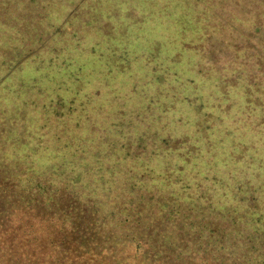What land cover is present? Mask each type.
<instances>
[{
  "label": "trees",
  "instance_id": "16d2710c",
  "mask_svg": "<svg viewBox=\"0 0 264 264\" xmlns=\"http://www.w3.org/2000/svg\"><path fill=\"white\" fill-rule=\"evenodd\" d=\"M92 1L107 22L84 30L92 36L78 37V44L69 40L65 56L61 41L46 49H28L22 41L5 53L7 43L1 47L0 95L12 104L0 109V264H264V154L251 176L245 170L242 183L226 185L230 181L196 173L197 163L207 162L200 147L206 148L213 128L204 113L207 105H197L193 121L183 111L179 119L176 107L178 74L179 79L196 75L188 83L210 93L211 76L219 72L218 82L245 89L249 106L263 102L264 0ZM9 3L16 0H0L1 37L8 29L1 10ZM118 4L127 6L119 11ZM67 14L51 34H62L78 17L72 9ZM14 52L18 60L8 61ZM161 59L165 69L157 67ZM116 64L117 73L127 64L129 76L145 80L122 83L120 99L106 94L105 87L97 93L101 75L109 74L96 71L106 73ZM70 69L69 99L44 88L47 75ZM78 97L91 102L87 111L79 108ZM130 106L140 109L123 111ZM100 109L117 115L102 130L108 131L113 163L129 168L114 165L103 173L114 178L112 188L90 178L85 183L84 172L67 173L56 164L64 155L82 154L69 151L82 139V151L94 146L95 139L80 140L78 134L101 132ZM132 114L139 119L126 121ZM262 119L248 127L253 133L255 126L259 138L248 139L246 151L256 155L264 148ZM97 156L81 157L88 163ZM103 174L92 176L106 180Z\"/></svg>",
  "mask_w": 264,
  "mask_h": 264
},
{
  "label": "rangeland",
  "instance_id": "374dc122",
  "mask_svg": "<svg viewBox=\"0 0 264 264\" xmlns=\"http://www.w3.org/2000/svg\"><path fill=\"white\" fill-rule=\"evenodd\" d=\"M38 2H35L33 0H16V3H9L7 6L4 7V9L1 10V13L5 18L4 21L6 22L8 29L6 32L5 37L0 36V58H2L3 49L4 53L6 52V48H9L10 45L12 47L14 46V42H23L25 48L28 49H34L38 45H42V48L46 49L47 46L53 44L55 41L56 44L61 41L62 44V54L63 56L66 55V51L69 47V40H71L69 43L71 45L78 44L75 39L78 37H81V40H83V36H92L91 33L85 32L84 30L88 29L91 31V29L94 26H99L101 24H104L107 22L106 18H104L101 14L98 13L95 10L96 8V2L92 0H53V4L50 6L47 4V2H43V0H37ZM104 2L103 0H99ZM43 4H46L47 9L43 7ZM119 5V6H118ZM118 10L121 11L125 8L127 5H121L118 4ZM75 10L78 17H75L70 23L67 25L66 30L64 29V32L66 31L67 34L65 35L64 32L62 34H51L55 28V25L60 23V19H64L62 17L63 14L68 13L70 10ZM98 10V9H97ZM67 14V15H68ZM60 18V19H59ZM67 18V16H66ZM66 18L64 19V22L66 21ZM63 22V23H64ZM5 24V26H6ZM62 24V23H60ZM68 30V31H67ZM92 32V31H91ZM50 33V34H49ZM46 40V41H43ZM2 43V44H1ZM7 43V44H5ZM3 49L1 48L2 45ZM140 44H143L147 46L146 42H140ZM76 47V46H73ZM164 51L166 52V46H163ZM12 52V50H9V53ZM24 52V51H21ZM17 53H13V58L9 57V59L18 60V57L16 56ZM196 59V58H194ZM3 60V59H2ZM151 59H148V62ZM152 62H155V59L152 58ZM134 61V59L132 60ZM140 57L137 59V63H140ZM147 62V61H145ZM147 63L150 66H153V63ZM167 61H163L161 59L158 61V68H164L165 63ZM133 64V62H132ZM184 66V64H181ZM181 66V69H182ZM108 67V66H107ZM115 67V66H113ZM117 64L114 69L106 70V73L101 70H97V74H111L110 77L106 76L104 77L101 75L100 82L98 84V91L99 94L101 91V88L105 87V93L111 95L112 97H116L117 99H120L119 95L116 94H122L124 92L122 90L123 84H128L127 80L129 78H133V83H143L145 80L140 81V76L134 77V75L129 76L128 70H131V67H128L127 64H125L124 67L121 69H124L125 72L119 71L120 73H117L118 70ZM109 69V67H108ZM177 69V67L175 68ZM180 69V70H181ZM72 69L69 71L59 74L57 76H50L47 75L46 80L50 81L47 82V85H44V88L47 89V91L53 93L54 91H60L66 99H69L72 94L70 92V89L72 87L71 84L67 81H69L68 77L71 73ZM174 71V70H173ZM91 73V74H96ZM113 73V74H112ZM232 77V74H230ZM95 75H92L93 78ZM178 74V82L177 85L181 88L178 89L177 95L181 98V101L179 100L176 107L180 111L179 119L184 116L182 115V111L187 113L186 118L189 119V121H193L194 117L197 115V105L205 104L207 105V110L204 109V113H206V120L209 121L208 126L212 127V133L208 134V142L206 144V148H200L203 150V152H207L206 154V160L207 162H204L203 160L198 162L196 165V173L199 171H204L205 173H209V176L216 175V179L222 180L226 185L237 183H242L244 179L242 177L244 176L245 170L249 173V176H251V170L254 169L253 165L258 164V158L260 155L264 154V148H260L258 151V154L252 153L248 150L251 145L249 144L251 140H257L259 138V135L255 137L256 128L254 127V132L251 133L248 130V127H251V124H258L260 121H262V117L264 115V100L263 102H258L259 104H262L261 106H258V103L255 102L252 105H248L247 103V96L244 93L245 89L238 83H228L224 81H217L218 78L221 77V74L219 72H215L211 76V85L212 88L210 89V93L206 89L204 85L200 86L199 88H195L192 86L191 83H188V79H192L196 75L189 76V75H182L179 79ZM186 79V80H185ZM108 85V86H107ZM221 85V86H218ZM107 86V87H106ZM68 88V91L66 89ZM162 90V88H160ZM88 88H83V91H87ZM2 90L0 89V92ZM209 93L210 97H207V94ZM157 94V93H152ZM164 94V93H162ZM1 96V95H0ZM260 95H255V99L259 97ZM0 98V109L2 107H7L11 102H8L3 98L5 95L1 96ZM264 99V96H262ZM6 98V97H5ZM87 100V99H86ZM105 97L103 98V101H105ZM183 100H186L184 104ZM81 106H79L80 109H86L88 106H91V102H82L81 98L77 100ZM95 99V104L97 106ZM118 102H121V104H127V100H117ZM105 105V103H104ZM139 107V106H138ZM130 106L129 109L123 110L124 112H136L139 111L140 108ZM106 109V108H105ZM122 109V108H121ZM86 109L85 111H87ZM107 110V109H106ZM100 113L96 117L98 120V126L97 131H101L97 133V135L90 134L86 132H82L80 129V132L78 134L79 139L81 140L82 137L86 136L87 138L94 140L95 144L94 146L89 147L88 149H84V143L85 139H82V143L79 146H71L69 148V151L74 152L76 154V151L81 150L82 154H78V157L73 156L70 158H67V156L64 155V158H61L56 164L63 167V169L70 173L71 171H80L84 172L85 175L82 174L83 177H86L83 179L85 183L88 182H95L98 186H102L101 183H105L103 185L104 187H111V181H114V178L104 172H107L108 169L113 168L114 165L122 168V169H129L126 164L113 163V157L114 154H111V150L109 152L108 149V137L107 132L102 130L106 127V124H114V117H117V115L114 114H108L105 110L102 109L99 110ZM45 113V112H44ZM261 113V114H260ZM190 116V117H189ZM198 116V115H197ZM196 116V118H197ZM83 117V115L81 116ZM193 117V119H192ZM139 119V116L136 117V114H132V116H128L126 118V121H129L130 119ZM195 118V119H196ZM175 121H177V116L174 118ZM83 123V121H82ZM85 126V125H84ZM188 127H191L190 124H188ZM246 127V130L244 129ZM112 133H110L111 135ZM233 134V135H232ZM244 134H247V137H243ZM63 137L64 134H61ZM230 135V136H228ZM242 135V136H241ZM65 137V138H70ZM255 137V138H254ZM57 139V138H53ZM74 139V138H73ZM58 140V139H57ZM80 140H78L80 142ZM243 141V142H242ZM248 141V142H247ZM101 142V143H100ZM100 143V144H99ZM235 143H238L240 145L241 150L237 152V150H234L235 146H237ZM255 144V143H254ZM100 145V146H98ZM102 149V150H99ZM114 147H112V150ZM200 151V149H197L196 151ZM244 150V151H243ZM61 151H65L64 145L61 146ZM96 151V152H95ZM95 153V154H94ZM106 153L109 154V157L105 158L104 156ZM118 152H116L117 154ZM97 155V158L93 159L92 161H88L81 156H87V158H91L93 155ZM117 159L123 160V157L118 156ZM72 160V161H70ZM109 161V162H107ZM53 164V165H56ZM52 166V165H50ZM49 166V167H50ZM41 167H44V164L41 162ZM75 169V170H73ZM90 169V170H89ZM89 172V173H88ZM103 174L106 177V180L99 179L98 177L92 176L93 174ZM91 176V177H90ZM241 177V178H240ZM91 179V181L89 180ZM229 179V180H228ZM239 179V180H238ZM253 180V178H250ZM210 183V182H209ZM112 188V187H111ZM115 189V188H113Z\"/></svg>",
  "mask_w": 264,
  "mask_h": 264
}]
</instances>
